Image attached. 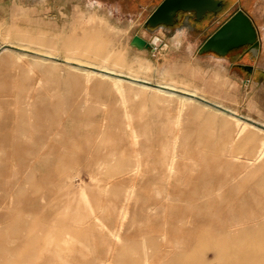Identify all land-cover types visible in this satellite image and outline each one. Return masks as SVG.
<instances>
[{
    "label": "rangeland",
    "instance_id": "374dc122",
    "mask_svg": "<svg viewBox=\"0 0 264 264\" xmlns=\"http://www.w3.org/2000/svg\"><path fill=\"white\" fill-rule=\"evenodd\" d=\"M161 2L0 0V264H242L230 254H264V154L253 161L264 144V0H230L198 29L145 27ZM237 11L252 21L257 55H198ZM18 31L44 45L4 42ZM86 32L122 54L121 76L195 91L259 126L235 135L231 119L194 100L124 82L121 104L110 79L87 86L70 67L97 69L63 61L67 40ZM140 64L149 70L134 77Z\"/></svg>",
    "mask_w": 264,
    "mask_h": 264
},
{
    "label": "bare ground",
    "instance_id": "6f19581e",
    "mask_svg": "<svg viewBox=\"0 0 264 264\" xmlns=\"http://www.w3.org/2000/svg\"><path fill=\"white\" fill-rule=\"evenodd\" d=\"M82 36L83 37H81V38L72 37L71 39L67 40L66 44H67L68 55L65 56V59L63 61L66 63H73V64L75 63L76 65L83 66V67H91V68L95 67L94 69H97V71L93 72V71H88L85 69H79L76 67H70L71 69H73L75 71H80L81 73H83V76H81V78L84 81V83L87 84V86H88V83L91 84V79H90L91 77H99L100 79H110L111 84H112L111 86H112L113 90L117 93L121 104H123L124 100L126 99V98L124 99L125 92H123V88H124L123 83L124 82H126L130 85L141 87L142 89H154L156 91V93L164 95L165 99L167 97L176 96V97H178L180 103L193 100L192 98L188 97L187 95L194 96L195 91L187 92L188 90L187 91L184 90V92H183L184 94H183V93H180L179 91L170 90L173 88L169 87L168 85L161 86L164 89H166V90H163V89L152 88V87H149V86L143 85V84H138V83H135L133 81L125 80L126 76H121L120 71L117 72L114 69L115 66H118V62H119V59H120L122 54L120 52H114L112 50L107 49V44L103 41V39L101 38L100 35H97L95 33L89 34L86 32V33H83ZM4 37H5V38H3L4 42L11 44V43H14L13 42V40H14V41L18 42L19 45H22V46L26 45L28 48L29 47L31 48V43H33L36 40L37 41L41 40L43 35L32 36L31 34H29L26 31H18V34H16V35H11L8 32L5 34ZM38 43H39L38 44L39 46L44 45V44L40 45L41 44L40 41ZM152 43L154 45H156V41H153ZM33 44H35V43H33ZM133 44L141 46L142 41L138 38V39H135ZM76 45L83 47V50L76 48ZM33 46H35V45H33ZM89 48L91 50L94 49V50L99 51L100 56L93 55ZM34 49H37V48L34 47ZM82 52L91 53L92 57H89V55H85ZM81 56L83 58H81ZM84 56H86L87 59ZM47 57H51L49 55V52H48ZM44 58H46V57H44ZM46 59L50 60V59H56V58H46ZM147 70H149V66H144V65L140 64L138 66L137 70L133 72V76L138 77L140 74L143 75V73L146 72ZM132 78H129V79H132ZM136 79L137 78H133V80H136ZM144 82H146V81H144ZM186 93H188V94H186ZM179 94H181V95H179ZM165 96H167V97H165ZM203 106H205V105H203ZM219 113L223 114L222 112H219ZM233 114H234L233 116L232 115H226V114H224V115H226V117H228L229 119H231L233 121V125H234L235 130H236L235 135L240 133V131L242 129L243 130H244V128L247 129L246 128L247 126L251 127L252 124L250 125V124H248L249 122L238 119L235 116L236 114L235 113H233ZM227 129H228V126L224 124L223 130L227 131ZM241 133H242V131H241ZM260 150L261 151H259V153L257 154V157H255V159L253 161H255L256 159L261 160L260 156H262L264 154V144H262ZM258 157H259V159H258ZM253 161L251 162V164L254 163ZM171 169H173V163H171L170 166L168 167V170L170 171V173H172ZM112 238H113V240H115L117 242L120 239V235H118L117 232H112ZM239 243H241V242L239 241ZM254 251L255 250H253L251 248L250 251H248L246 253L237 254L235 252H232L230 255L237 256V257L239 256L238 258H239V260H241L242 264H264V254H256V251L255 252ZM222 256L223 255L218 254V253L214 255V257L216 259L222 258Z\"/></svg>",
    "mask_w": 264,
    "mask_h": 264
},
{
    "label": "water",
    "instance_id": "95a60500",
    "mask_svg": "<svg viewBox=\"0 0 264 264\" xmlns=\"http://www.w3.org/2000/svg\"><path fill=\"white\" fill-rule=\"evenodd\" d=\"M220 2L216 0H162L145 21V27L156 28L158 26L171 27L175 23V17L178 12L194 13L196 21L202 19L206 13L217 14L221 7ZM138 39L134 37L132 43ZM140 39V38H139ZM142 45L138 47L153 50V43H145L142 39ZM248 46V52L252 57L258 53L259 42L257 40V32L252 25L250 18L242 11L234 13L225 23H223L198 49L197 54L212 53L219 57H224L231 50ZM57 60V59H54ZM247 73H251V67H245ZM125 80L133 81L138 84L147 85L152 88L164 89L161 86L148 82L133 80L125 77ZM193 100L205 105L213 110L222 112L226 115H234L231 111L220 107L219 105L210 103L200 97L187 95ZM238 119L252 123L241 116L235 115ZM257 125L256 123H252ZM259 126V125H257ZM263 128L262 126H260Z\"/></svg>",
    "mask_w": 264,
    "mask_h": 264
},
{
    "label": "flooded vegetation",
    "instance_id": "af4514ba",
    "mask_svg": "<svg viewBox=\"0 0 264 264\" xmlns=\"http://www.w3.org/2000/svg\"><path fill=\"white\" fill-rule=\"evenodd\" d=\"M216 1H219L221 3L220 4L221 9H220V11L217 14L206 13L202 17V19L196 21L194 13H189L188 14V13L178 12L176 14L175 23L173 24V26L178 27L183 22V20H187V21H190L194 25V27L198 29V28L202 27V25H204L206 23H209L212 20H215L221 14H223L224 11H226V6H227V4L229 3L230 0H216ZM232 15H230L223 23H225ZM173 26H171V27H173ZM158 27H164V26H158ZM158 27H156V28H158ZM171 27H166V28H171ZM156 28H154V29H156ZM246 49H247V47L244 46V47H240V48L231 50L224 57H228V56L231 57L232 56L234 59H238L239 57H241L243 59L244 57H248V54L246 53ZM239 68H240V70H245L242 67H239Z\"/></svg>",
    "mask_w": 264,
    "mask_h": 264
},
{
    "label": "crops",
    "instance_id": "0c3cea01",
    "mask_svg": "<svg viewBox=\"0 0 264 264\" xmlns=\"http://www.w3.org/2000/svg\"><path fill=\"white\" fill-rule=\"evenodd\" d=\"M181 34L179 33L178 36H180Z\"/></svg>",
    "mask_w": 264,
    "mask_h": 264
}]
</instances>
